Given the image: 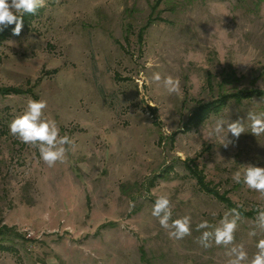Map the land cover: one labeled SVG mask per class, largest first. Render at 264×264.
Instances as JSON below:
<instances>
[{
    "label": "rangeland",
    "instance_id": "rangeland-1",
    "mask_svg": "<svg viewBox=\"0 0 264 264\" xmlns=\"http://www.w3.org/2000/svg\"><path fill=\"white\" fill-rule=\"evenodd\" d=\"M23 19L0 37V89L20 90L0 92V230L14 229L0 235V264H229L241 246L250 264L264 198L233 174L264 167L249 118L264 116V96L188 118L219 95L264 90V0H46ZM29 100L46 101L44 118L73 141L52 167L10 131ZM161 195L168 229L152 215ZM185 216L191 234L170 236ZM224 216L235 239L217 246Z\"/></svg>",
    "mask_w": 264,
    "mask_h": 264
},
{
    "label": "clouds",
    "instance_id": "clouds-1",
    "mask_svg": "<svg viewBox=\"0 0 264 264\" xmlns=\"http://www.w3.org/2000/svg\"><path fill=\"white\" fill-rule=\"evenodd\" d=\"M46 0H0V31L9 25L14 24L13 34L19 35L23 28V16L25 13L35 14V12L44 7ZM158 84H162L163 88L173 94L179 91V80L171 76L162 78L159 73H155L152 77ZM47 102L44 100H29L26 111L10 123L9 128L13 135L26 144L38 147L40 156L43 161L52 167L57 161L63 162L65 159V145H71L73 141L67 136H60L59 128L54 120L44 118L43 110L46 109ZM251 133L255 136L264 134V116L250 115ZM216 133L222 131L218 124ZM227 131L234 137H239L244 133V125L240 121L228 124ZM226 146V144H225ZM243 177V182L252 190H255L264 198V167L247 165L243 173L237 171L233 174V179L239 183ZM163 213V215H161ZM230 213H235L238 217L239 213L236 209H232ZM152 215L159 218V223L165 229L169 228V220L171 219V204L167 196L161 195L155 201ZM257 219L261 227H264V210H260ZM190 217L185 216L172 221L171 227L174 229L170 232V236L181 239L191 234ZM220 227L214 230V243L217 246H227L232 244L237 229L236 219L227 220L226 216L220 221ZM209 227L207 221H203L198 225V229H206ZM212 233L203 232L199 242L204 247H210L207 244L209 236ZM257 251L252 256L250 264H264V239H260L256 244ZM235 258L229 261V264H242L248 259V253L241 246L239 249L233 248ZM54 264V262H53Z\"/></svg>",
    "mask_w": 264,
    "mask_h": 264
},
{
    "label": "trees",
    "instance_id": "trees-1",
    "mask_svg": "<svg viewBox=\"0 0 264 264\" xmlns=\"http://www.w3.org/2000/svg\"><path fill=\"white\" fill-rule=\"evenodd\" d=\"M7 31L8 30L0 31V37H3ZM0 92L5 95L11 93L18 94L20 93V90L17 88H7V89H0ZM251 96H264V90L253 88L251 90L249 89L238 90L237 92L228 95H219V97L212 103H208V104L204 103L196 106V108L191 112V115L188 118V122L191 124H199L201 121L207 118L210 112L220 110L222 106L226 104L227 99H234L235 101L239 102L242 99L250 98ZM200 184H202L201 181ZM2 228L3 230H0L1 236L8 235L9 231L12 232L14 230L11 229V227H7V226H3ZM1 249L8 250L7 247H3V248L1 247Z\"/></svg>",
    "mask_w": 264,
    "mask_h": 264
}]
</instances>
